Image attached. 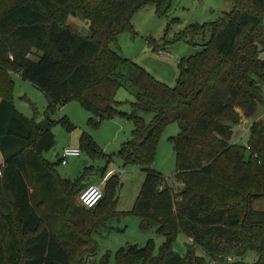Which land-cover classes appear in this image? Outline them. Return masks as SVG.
I'll return each instance as SVG.
<instances>
[{"label":"trees","instance_id":"16d2710c","mask_svg":"<svg viewBox=\"0 0 264 264\" xmlns=\"http://www.w3.org/2000/svg\"><path fill=\"white\" fill-rule=\"evenodd\" d=\"M172 1L0 0V264H88L98 249L94 234L118 214L115 177L99 203L85 209L75 197L91 183L61 179L42 156L55 143L56 123L74 129L67 118L50 116L71 100L91 113L93 127L116 115L133 123L118 151L124 165L145 173L130 213L140 217L141 229L156 227L165 237L158 255L150 240L129 244L117 251L116 264H228L230 258L243 264L249 252L256 254L249 264H264V211L252 206L264 198V122L250 125L246 146L231 141L234 127L264 101V0H231L229 12L178 35L188 42L210 38L179 60L177 83L168 87L111 44L131 29L138 10L153 5L161 15ZM69 17L88 24L89 34L70 26ZM13 73L47 97L42 121L17 109ZM120 77L136 90L129 113L115 99ZM144 113L152 114L149 122ZM175 122L179 131L170 141L180 189L151 167L162 131ZM79 150L92 159L111 157L86 133ZM178 234L188 240L183 255L173 250ZM89 264H111L110 255Z\"/></svg>","mask_w":264,"mask_h":264},{"label":"rangeland","instance_id":"374dc122","mask_svg":"<svg viewBox=\"0 0 264 264\" xmlns=\"http://www.w3.org/2000/svg\"><path fill=\"white\" fill-rule=\"evenodd\" d=\"M232 6L231 0H173L169 10L159 15L153 5H147L134 14L131 29L120 32L117 40L111 44V49L122 58L143 68L158 82L174 87L179 77V60L200 51L201 44L210 38V34L206 33L204 36L201 34L196 39H192V42L195 40L196 45L192 42L176 40V37L187 30L191 24L204 26L206 23L215 21L229 12ZM67 21L81 33L89 34L88 24L78 18L69 17ZM261 57L264 59V52ZM118 73L125 76L126 67L121 66ZM11 77L14 81L13 97L17 109L27 117L35 118L37 122L42 121L48 107L47 97L17 74L13 73ZM120 83L122 85L118 88L115 99L120 102L119 110L129 113L136 99V90L123 77H120ZM262 90L264 99V83ZM141 115L147 122L152 118L151 113ZM50 116L55 121L67 118L75 126L69 131L61 122L56 123L53 126L55 143L51 149L42 153L47 162L55 165L61 179L75 182L78 177H81L85 179V182L101 185L103 188L112 177H115L117 181L112 193L115 211L118 214L112 215L94 234L98 249L88 258V264L100 261L107 253L110 255L111 264H116V253L120 248L129 244L142 247L149 240L153 245L152 255H158L165 237L156 227L141 229L140 217L130 213L145 173L139 166L124 165L118 155L121 144L131 135L133 123L126 117L116 115L103 119L99 125L93 127L88 124L91 113L85 110L77 100H71L59 106ZM260 120L264 122V101L258 105L254 116L245 118L234 127L232 143L246 146L250 125ZM178 131L176 122L164 128L151 165L162 173L175 189H180L182 185L174 179L176 156L170 137L175 136ZM83 133L89 134L102 151L111 156L110 159H92L81 150L79 156L69 157L64 165L60 163L65 148H80V137ZM77 201L76 196V204H78ZM252 206L255 210L264 211V198L256 199ZM187 242L183 234H178L173 250L183 255L186 253ZM196 253L205 256L201 249H197ZM243 260V264L252 263L256 260V254L249 252Z\"/></svg>","mask_w":264,"mask_h":264},{"label":"built area","instance_id":"2783aa9c","mask_svg":"<svg viewBox=\"0 0 264 264\" xmlns=\"http://www.w3.org/2000/svg\"><path fill=\"white\" fill-rule=\"evenodd\" d=\"M79 148H65L62 153L61 163H67V159L72 156L80 155ZM103 198V187L101 185L89 184L77 196V202L85 209L94 208ZM233 258L229 259L228 264H232Z\"/></svg>","mask_w":264,"mask_h":264},{"label":"crops","instance_id":"0c3cea01","mask_svg":"<svg viewBox=\"0 0 264 264\" xmlns=\"http://www.w3.org/2000/svg\"><path fill=\"white\" fill-rule=\"evenodd\" d=\"M25 115V114H24ZM3 165V159H2V156H1V154H0V166H2Z\"/></svg>","mask_w":264,"mask_h":264}]
</instances>
